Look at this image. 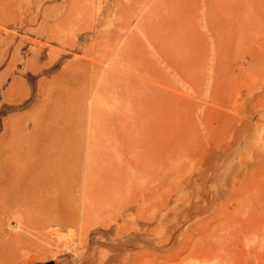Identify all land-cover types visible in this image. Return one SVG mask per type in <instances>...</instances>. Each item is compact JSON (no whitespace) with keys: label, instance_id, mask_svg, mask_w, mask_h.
<instances>
[{"label":"rangeland","instance_id":"obj_1","mask_svg":"<svg viewBox=\"0 0 264 264\" xmlns=\"http://www.w3.org/2000/svg\"><path fill=\"white\" fill-rule=\"evenodd\" d=\"M12 118L74 142L52 193L84 210L15 264H264V0H0Z\"/></svg>","mask_w":264,"mask_h":264},{"label":"bare ground","instance_id":"obj_2","mask_svg":"<svg viewBox=\"0 0 264 264\" xmlns=\"http://www.w3.org/2000/svg\"><path fill=\"white\" fill-rule=\"evenodd\" d=\"M54 35L56 34L49 33L47 38L49 39L53 38L55 37ZM43 43L40 42V44H43ZM45 43L43 45H45ZM43 47L44 46H42V49ZM97 62L99 61L97 60ZM97 62H95V64H97ZM82 91L84 92L83 89ZM44 94L45 93H43V96ZM50 98L51 97H49V100ZM78 100H79V96H78ZM46 102L44 103L46 104ZM40 107H42V105ZM40 107H39V110H40ZM42 113H45V112H42ZM50 122L52 123V121ZM46 124H50V123H46ZM35 126H32L33 127L32 132L37 134L38 127H35ZM20 127L21 126H19L18 119H15V118L10 119V122L5 126L4 134L3 136H1L2 139L0 140V264H13V263L15 264L14 261L17 259V256H18L17 249L23 243L28 241L27 238L31 234L32 228L39 227V226L42 227L43 225H46L52 222L59 223V224L69 223V222L76 221L79 218H80L79 220L82 222L83 217H84L83 209H81L79 213V218H78V210H77V216H76L72 214L70 210L68 212L67 209H69V207L67 205H66L67 209H65L64 207H63L64 209H62L61 208L62 205L61 206L57 205L56 204L57 202H54V198L56 197L57 194L52 193L53 191L59 190L60 186H59V183L57 184L58 181H61V183H63L62 185L65 186L67 183V180H69L70 178L71 174L69 173L68 170H69L71 153L69 149H72L70 147L72 146L74 142L71 144V146H69V144L71 143L70 142L71 140L67 141L65 139L64 140L59 139L61 141L60 142L59 140L55 138V135H54V138L51 136L50 137L49 136L32 137V135H30L29 132H26L27 130L23 131L22 127L21 128ZM43 129L46 130L45 128ZM54 131L53 133H55ZM44 133L45 132H43V135H47ZM49 134H50V131H49ZM82 143L84 144L83 141ZM59 147L61 150L58 151ZM73 152L75 153V151ZM76 156L78 155L76 154ZM61 189H64V188L62 187ZM65 189L67 190V188ZM59 193H62V191H60ZM52 200L53 202H51ZM11 218L15 219V221H12L14 223V225L12 224L13 230L9 227L10 226L9 224H11L9 219ZM4 220L5 221L8 220L7 222L8 228H5L4 225L6 223L4 224ZM49 262L53 264L52 261H49Z\"/></svg>","mask_w":264,"mask_h":264},{"label":"water","instance_id":"obj_3","mask_svg":"<svg viewBox=\"0 0 264 264\" xmlns=\"http://www.w3.org/2000/svg\"><path fill=\"white\" fill-rule=\"evenodd\" d=\"M45 264H51V262H46Z\"/></svg>","mask_w":264,"mask_h":264}]
</instances>
